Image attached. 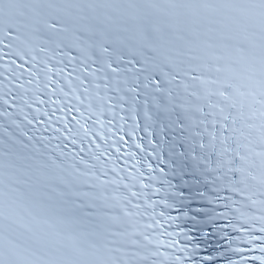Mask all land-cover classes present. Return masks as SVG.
<instances>
[{"label":"snow or ice","instance_id":"snow-or-ice-1","mask_svg":"<svg viewBox=\"0 0 264 264\" xmlns=\"http://www.w3.org/2000/svg\"><path fill=\"white\" fill-rule=\"evenodd\" d=\"M257 130L264 0H0V264H264Z\"/></svg>","mask_w":264,"mask_h":264}]
</instances>
